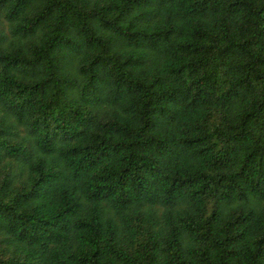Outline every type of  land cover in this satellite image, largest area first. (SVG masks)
<instances>
[{"label": "trees", "instance_id": "trees-1", "mask_svg": "<svg viewBox=\"0 0 264 264\" xmlns=\"http://www.w3.org/2000/svg\"><path fill=\"white\" fill-rule=\"evenodd\" d=\"M0 264H264V0H0Z\"/></svg>", "mask_w": 264, "mask_h": 264}]
</instances>
